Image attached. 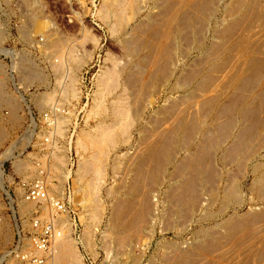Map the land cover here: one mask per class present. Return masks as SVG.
I'll return each instance as SVG.
<instances>
[{
	"label": "bare ground",
	"instance_id": "1",
	"mask_svg": "<svg viewBox=\"0 0 264 264\" xmlns=\"http://www.w3.org/2000/svg\"><path fill=\"white\" fill-rule=\"evenodd\" d=\"M161 2L162 7L158 13L149 12L139 19L135 18L136 13L141 10L139 0H105L101 6L100 16L110 19L112 24H108L112 25L111 30L118 36L125 54H130L133 61L130 62L129 58L123 66L114 63L112 66L107 64L111 67L104 68L106 70L99 75L97 82L100 93L96 91L94 104H91L89 111V116L98 118V122L88 131L82 130L75 141L74 147L80 154L76 177L82 182L84 205L88 202L96 203L93 206H97L101 210L100 213H103L105 205L99 195L101 187L106 184L105 166L109 158L108 153L111 147L113 160L116 162L121 153L117 152L118 147L112 146L121 141L127 144L125 147H131L133 142L130 143L129 139L133 126L131 127L129 122L134 119L139 133V138L136 139H140V142L134 152L123 155L128 166L133 169L134 176L125 184L122 179L125 176L119 173L120 177L118 176L114 187V190L125 188L127 196H114L111 199L112 208L107 220L110 229H104L106 233L102 235H105L103 244L105 249L108 248L107 252L113 249L114 242V248L119 250H132L133 247H142L145 250L149 247L151 242H145L143 239L146 233L150 235L149 238L155 235L154 213L157 202L151 197L152 194L148 195V190L162 171L168 183L166 193L170 208L166 207L169 208L165 211L167 214L168 211H175L183 217L187 215L186 221H204L215 213L208 208L221 193L220 204L218 203V210L215 209L217 213L214 217L218 215L219 219L223 220H219L220 223L217 220L209 227L201 226V236L195 237L196 239L188 244L183 245L184 241L171 243L170 248L163 252V263L147 264H264V0ZM38 17L40 16L36 13L33 16L32 12L30 21L34 27L44 24L42 18H39L41 23L38 22ZM121 28L127 35L118 33ZM46 32L41 33V38L43 37L47 45L53 44L55 36L51 37ZM67 49V54H59L61 58L57 63L53 62V67L60 73L65 65L68 66L67 73L70 75L64 80L65 84L61 85L64 86L61 88V94L65 98L78 97L79 91L75 87L78 75L77 78L74 77L71 73L75 74L76 71L71 69L78 68L74 65L84 64L86 59L74 52L73 47L69 46ZM177 53L182 54L184 59L191 60L180 65ZM183 58L181 60H184ZM67 61L70 63L67 64ZM21 73L24 84L43 79L36 72L27 71V68ZM119 76L122 77L121 92H116L113 97L108 98V93H112V89L117 87ZM5 80L0 78V147L7 139L11 141V147L0 154V163H3L6 157H13L16 159L17 169L28 171L31 170L29 159L19 160L17 155H14L16 147H25L28 137L22 135L15 139L12 135V130L24 123V111L18 98L10 93ZM53 90L43 94L39 102H51ZM161 96L166 103L158 110L160 117L153 120L141 119L144 112ZM3 107L8 110L5 112ZM56 111L55 132L63 136V124L69 120L68 116L71 114L68 111L61 112L57 108ZM60 112L68 116H61ZM150 118L152 119L151 116ZM181 151L185 153L177 158ZM58 153H52L49 166L51 171L55 172L63 167L61 178L66 180L72 174L68 168L70 159L65 157V154L60 156ZM215 159L224 166L222 169L227 170L225 174L219 166L214 165ZM115 164H112V167L117 165ZM168 164L173 166L171 172L167 168ZM249 175L253 176L249 186L250 197L244 196L242 192L243 183ZM161 177L159 178L162 180ZM55 185L51 181L50 186L55 188ZM105 187L107 192L112 189V186ZM155 188L152 192H155ZM205 192L210 198L204 196ZM49 195V191L45 189V196L40 199L45 201L50 198ZM31 202L24 200L25 209L33 207ZM246 203L249 209L242 214L238 210ZM3 208L0 201V210ZM97 208L90 217L93 220L98 215ZM229 208L232 213H228V217L224 218L225 211ZM54 209L57 208L52 206L50 212ZM193 211L197 214L196 217ZM101 217L100 214L99 222ZM86 226V233L91 237L94 228L91 224ZM69 229L64 228L63 232L61 230V233L55 234L52 250L44 264L80 263L79 258L82 256L80 257L77 243L71 239ZM55 230L57 232L59 229L55 227ZM12 237L9 220L0 217V247L2 242H11ZM27 242L29 243V239L24 241L25 244ZM135 256L133 257L137 259V254ZM139 260L141 261L140 258ZM15 262V257L9 255L7 264ZM133 262L124 264H139Z\"/></svg>",
	"mask_w": 264,
	"mask_h": 264
},
{
	"label": "rangeland",
	"instance_id": "2",
	"mask_svg": "<svg viewBox=\"0 0 264 264\" xmlns=\"http://www.w3.org/2000/svg\"><path fill=\"white\" fill-rule=\"evenodd\" d=\"M27 2L25 0L24 1L0 0V65H1L0 72H2V74H0V78L2 77L3 79H6L5 81L7 83V87L10 93H13V95H15L18 98L24 111V123L22 126H18L14 128L12 130L14 134L12 135L15 139L16 137H22V135L26 138L28 137L27 139L28 143L25 144V147H23V145H19L18 147H16L14 150V155H17L19 160L29 159L28 162L29 164L31 163L29 167H31V170L33 169V171L17 169V166L15 165L16 159L15 158L13 159V157L11 158L6 157L3 160V163H0V201L4 206L3 210H0V217L7 218L9 220L13 232L12 241L5 243L2 242L3 246L1 244L0 264H7V258L9 257V255L7 254L9 253L8 249L11 247V245H13V242L15 241V238L17 236V229L22 227L23 229L28 227L29 229H31L30 218L39 213H40L39 217L41 216L46 217L52 215L53 222L56 223L55 227L60 230L57 231L59 233H61V230L63 232L64 228L65 229L67 227L68 229L70 228L69 234L71 236V239H73V242L75 241L77 243V248L80 252L79 253L80 257L82 256L81 258H79V262H80V263L78 262L79 264H122V262L124 264L125 262L132 263L134 260L135 261L133 263H139V264L142 263L147 264L151 262L160 263L163 261L162 259L163 252H165L168 248H170L171 243L174 244L184 241L185 243L183 242V245L188 244L189 242L196 239L197 236L198 237L201 236L200 233L201 226L203 227L212 226L213 223L215 224L217 222V220L218 223H220V221L223 219L220 220L218 215H216L217 218L214 217V215L217 213L215 209L218 210L217 207H219L220 204V200L222 197L221 193L216 197V200L214 201L215 205L211 203L212 206L210 207L208 206L209 207L208 209L211 212L213 213L215 212V213L211 215L212 217L209 216L208 217L209 219L205 218L204 219L205 223L204 221H196V220H194L196 222L194 221L190 222V220L186 221L188 220L187 215L183 217L175 211L172 212L168 211L167 214V212L165 211L170 208L169 205L170 203L167 200V193H166L167 191L166 189L168 188V183L166 182L165 175H163L161 171L158 173V175L156 176V180L152 182L148 190L149 192L148 195L152 194L151 197L157 202L154 213L155 222H156L154 224L155 235L153 236V238H149L150 235L146 233V236L143 239L145 242H151L149 247L146 248L145 250L142 247L131 248L132 250L136 248L134 251L123 250V249L119 250L114 248L116 247L114 242L112 243L113 249L108 251L109 253L107 252L108 248L105 249L103 244L105 241L103 237L105 235L104 236L102 235L106 233L105 232L106 230L110 229L109 228L110 224L108 223L107 220L110 214V210L112 208L111 199H113L114 196L115 197L127 196V194L124 192L125 188L123 187L121 188L119 187L117 188V190H114V187L117 184L116 182H118V178L120 177V174L123 175V177L125 176L124 178H122L124 179L125 184H127L132 178V176H134L133 169L130 168V166H128L127 160L125 159V157H123V155L126 156L128 152L129 153H132V151L134 152L135 148L139 144L140 139L139 140L136 139V137L139 138V133L137 129L138 125L136 124V120L130 119L129 125H131V127L133 126V131L131 132L132 134L129 139L130 143L133 142L131 143V147H125L127 144L126 143L124 144L123 142L121 143V141L120 142L118 141V144H116V146H112L113 148L118 147L119 150L117 152L121 153L119 160H117L116 162H114L113 160V152H112L113 150L110 147L111 153L109 151L108 153L109 158H107L106 166H105V172H106L105 186H112V189L111 191H109L111 193L106 191L105 186L104 187L102 186L100 189L99 196L101 197L105 205L103 213H100L101 210L97 208V206H93L96 203L88 202L86 205H84L85 196L83 195V191L81 189L82 182H80V180L77 179L76 177V170L78 167L80 154L77 153V149L74 146H76L75 141H77L76 139L78 137V134L82 130L88 131L89 129L94 127V125L98 122V118L95 119L96 117L93 118L89 116V111L92 105L94 104V98L97 95L96 91L98 90L97 92L100 93L99 92L100 86L99 83H97L99 82V78H98L99 75H101L102 72H104L107 68L111 67L114 63L123 66L125 62H127L126 59L130 58L129 59L130 62H132L133 60L131 59L130 54L127 53L125 54L126 51L123 48H121V43L118 41V36L116 35L115 32L113 33V31L111 30L112 22L110 21V19L107 20L106 17L105 18L101 17L102 15L100 9L101 6L105 3V0H32V2L31 0H28ZM139 4L141 5V10L136 13L137 15V16L135 15L136 19L144 18L146 16L145 14L149 12L151 13L154 12V14H156V12L158 13L160 11V8L162 7L161 0H143V1L139 0ZM32 12H33V16L36 13L37 16H40L38 17V19L39 18L43 19V20L41 19L44 23V24L42 23L43 25L38 24L39 27L37 26L34 27L32 25L30 21L32 17ZM38 22L41 23L40 19L38 20ZM110 22L111 24H108ZM43 32L48 33V35L50 34L49 36L51 37L55 36V38L53 37L54 43L53 44L49 43L50 46L47 45V43L43 40V37L41 38L42 36L41 33ZM121 32L123 35H127L123 33L122 28L118 33ZM46 33H44V35ZM63 40L64 42H62ZM69 46L73 47L74 52H76L81 57L83 56V59L86 60H84L85 65L84 64L80 66L74 65L75 67H78L76 69L75 68L71 69L72 71L74 70L76 71V73L74 72L75 74H73V72L70 70V72H72L71 74L74 77L78 75L77 76L78 78L76 77L78 81L75 82L77 83L75 84V87L78 88L79 96L78 97L72 96L70 98H65V96L62 95L63 92L61 90V88H63L64 86L61 85L65 84L66 81L64 80H67L68 76L70 75L67 73L68 72V69L66 68L67 65L65 64H64L65 66L63 65L64 66L63 69L65 70L62 69L60 73L59 71H56L53 66L54 63H57L58 60H60L61 57L59 54L64 52H65L64 54H67V52L69 51V49L67 48ZM176 55L177 57H179L177 58V61L181 62V63L179 62L180 65L183 64L185 61L188 62L191 60V58L189 60L184 59L182 54L177 53ZM182 58L184 60H181ZM69 63L70 62L67 61V64ZM175 63L177 62L175 61ZM107 64H110L111 66ZM20 67H23V69L27 68V71L31 70L33 72H36L37 74L41 75L43 79L38 81L33 80L31 82H28L27 84L25 82L26 84L25 85L24 80L22 79L23 75L21 73L23 69ZM105 67L106 69L104 70ZM121 79L122 77L119 76L118 85H116L117 87L115 86L116 87L115 89L113 88L114 91L112 89V93H108L107 96L108 98L113 97V95H115L116 92L117 93L121 92L120 90L122 86ZM51 90L54 91L52 101L47 103L45 102L43 104L42 103L43 101L41 100L40 103L39 100L43 97V94L48 93V91L50 92ZM165 103L166 102H164V98L162 96L159 97L153 103L154 106L152 105V107H150L146 112H144L141 119L143 118V120H153L154 118H159L161 113L158 112V110H161L162 106L165 105ZM159 105H161V107ZM56 108L61 112L68 111V113L71 114L69 116L66 115V113L63 114L68 116V119L70 120V121L69 120L66 121L68 124L66 122L65 123L63 122L64 123L63 136L55 132L54 127L57 118L55 117L54 113L56 111ZM154 108H156L155 111ZM3 110L6 112L8 109L7 107H5V109L3 107ZM61 112L60 115L63 116ZM149 115L152 117V119L150 118ZM132 121L133 122L135 121L134 122L135 124ZM120 139H122V137H120ZM10 142L11 141L7 139L5 143L0 147V154L5 152L8 149V147L9 148L11 147ZM51 150L52 153L59 152L58 154L60 156H64L65 154V157L70 159V162L68 161V168L71 169L72 174L66 180L61 178L63 175V167H61L58 172H55V170L53 169H52L53 171H51L49 166V163L51 162V158L53 157ZM184 153L185 152L183 151L178 153L177 158H180ZM120 158L122 160H120ZM112 164L113 165L115 164L116 166L112 167ZM214 165L219 166L224 174L227 172V170L222 169V167L224 168V166H222L220 164V161H218L217 159H215ZM171 166L172 164L167 165V168L170 172L172 171L173 168V166L172 167ZM111 167L114 169H112ZM171 176H173V174ZM35 177H42L44 183L46 184V185L44 184L45 189L49 191L50 198H47V200L45 201L41 199L31 200L25 196V188H26L25 184L29 183L30 180H32ZM159 177L163 178L164 180L163 179L161 180ZM45 178L49 180L48 181L49 183ZM252 179L253 176L249 175V177L245 179V182L243 181L244 183L242 187V192L244 196L250 197L249 193L251 191L249 190V186L250 183L252 182ZM51 181L53 182V184H56L55 188L54 186L53 187L50 186ZM48 187L49 189H53V190H49ZM154 188H155V192L154 191L152 192V189L154 190ZM106 192L108 197L105 196ZM207 192L209 193V190ZM205 193L204 196L207 197L208 193L206 194ZM51 198H57L63 204L65 203L66 207H64V210L59 211L58 209L56 210L54 209L50 212L52 206L56 208L55 204L52 205ZM24 200L25 201L28 200L30 202L32 201L31 205L33 207L29 206V208L25 209ZM87 206L90 208H88ZM168 206L169 208H166ZM47 207H50V209H47ZM67 207L69 209L68 211H67ZM163 207L165 210L163 209ZM248 207L249 205L248 203H246L245 205L242 206V208H239L238 211L242 214H245V212H247L246 210L249 209ZM95 208H97L96 210H98L97 212L98 215L96 216L97 218L95 217V219L93 220L90 217L93 213V210H95ZM44 210L46 211V213ZM99 213L102 215L100 222H99V218H100ZM192 213L193 215H195V217L197 216L195 211H193ZM228 213H232V210L230 208L227 211H225L224 218L228 217L227 216ZM176 214L180 216L178 215L176 216ZM157 215H158L157 217L158 220L156 218ZM59 216L61 217L59 218ZM175 220L177 224L175 223ZM89 223L94 228L91 237L90 234L86 233V229H85V227H87L86 224L90 226ZM26 224L27 225L30 224V225L27 226ZM165 225L167 226V228L165 227ZM165 228L167 231L165 230ZM169 228H171V230ZM23 239H25L23 241H26V239L29 238L24 237ZM132 252L134 253L131 254ZM136 254H137V259H135ZM133 256H135V258ZM138 256H140L139 258L141 259V261L139 260Z\"/></svg>",
	"mask_w": 264,
	"mask_h": 264
},
{
	"label": "built area",
	"instance_id": "3",
	"mask_svg": "<svg viewBox=\"0 0 264 264\" xmlns=\"http://www.w3.org/2000/svg\"><path fill=\"white\" fill-rule=\"evenodd\" d=\"M25 187V196L28 199L39 200L40 197L45 196L42 177L33 178L25 184ZM51 202H54L59 211L64 210V207H66V204H63L57 198H51ZM39 214L30 218L31 229L29 227L17 229L15 241L8 249L9 253H7L13 255L17 260L14 264H44L51 252L55 234L58 233L55 231L56 223L53 222L52 215L39 217ZM24 237L29 238V243H24Z\"/></svg>",
	"mask_w": 264,
	"mask_h": 264
}]
</instances>
